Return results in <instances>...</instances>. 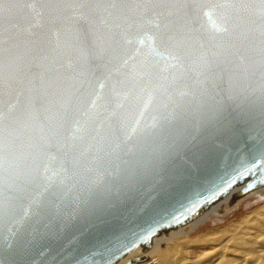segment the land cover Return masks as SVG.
Segmentation results:
<instances>
[{
  "label": "water",
  "instance_id": "obj_1",
  "mask_svg": "<svg viewBox=\"0 0 264 264\" xmlns=\"http://www.w3.org/2000/svg\"><path fill=\"white\" fill-rule=\"evenodd\" d=\"M107 2L26 0L19 11L22 37L37 41L24 61L43 75L26 72L5 98L17 128L0 168V264H115L196 217L254 160L264 168L260 81L241 71L245 19L226 23L218 0H144L128 30L97 7ZM252 180L235 184L239 196L264 186Z\"/></svg>",
  "mask_w": 264,
  "mask_h": 264
},
{
  "label": "snow or ice",
  "instance_id": "obj_2",
  "mask_svg": "<svg viewBox=\"0 0 264 264\" xmlns=\"http://www.w3.org/2000/svg\"><path fill=\"white\" fill-rule=\"evenodd\" d=\"M26 0H0V168L9 165L14 153L15 132L17 121L11 118L5 111V98L20 94L26 72L32 73L33 76H42L39 63L25 62L24 53L36 40H25L22 37V31L19 25V11ZM149 5L140 0H108L107 3L97 5L103 7L109 15L118 14L121 18V26L128 30L135 29L143 22L139 10ZM54 9L58 5H53ZM214 7L220 9L225 16V22L228 23L230 17L241 16L247 23V32L245 40L248 42L246 54L241 56L242 68L246 78H255L260 81L259 91L262 102H264V0H218ZM193 5L186 6V10L191 13ZM81 28L79 31L83 32ZM96 45L90 46L89 56L86 58L83 67L84 74H94V65L98 59ZM179 60V55L177 56ZM176 67V65H173ZM219 121L221 111L216 113ZM256 160L264 162V146L257 153ZM254 166L244 171H237L231 180V183L218 186L213 190L215 195L220 187L224 188L221 195L226 194L235 184L246 180L249 176L253 177L252 186L257 183L264 184V168L254 160ZM208 193H202L201 197ZM219 198V197H217ZM195 206V205H193ZM187 209L182 208L179 213H173L169 217H162L154 226L156 231L149 229L147 239H151L157 231L162 230V225L168 220H179Z\"/></svg>",
  "mask_w": 264,
  "mask_h": 264
},
{
  "label": "bare ground",
  "instance_id": "obj_3",
  "mask_svg": "<svg viewBox=\"0 0 264 264\" xmlns=\"http://www.w3.org/2000/svg\"><path fill=\"white\" fill-rule=\"evenodd\" d=\"M238 189L239 185H236L202 209L193 219L163 230L152 239L151 245H139L115 264H264V203L249 212L240 222L197 238L192 242L194 247L185 241H175L179 237L189 236L212 217L237 206L245 197L264 193V186L241 196L238 195ZM211 243L218 244L215 248L206 249ZM202 247L204 248L199 252Z\"/></svg>",
  "mask_w": 264,
  "mask_h": 264
},
{
  "label": "rangeland",
  "instance_id": "obj_4",
  "mask_svg": "<svg viewBox=\"0 0 264 264\" xmlns=\"http://www.w3.org/2000/svg\"><path fill=\"white\" fill-rule=\"evenodd\" d=\"M264 203V193L262 195L248 196L242 199L237 206H233L225 210L222 214L212 217V219L196 229L187 237H179L176 242H188L191 247H194L192 243L197 238H200L212 231L219 230L222 227L231 225L233 223L240 222L249 212L255 210L256 208L262 206ZM218 243H211L206 246V249L215 248ZM165 249L166 246H163ZM199 248V252L203 249ZM148 262V261H147ZM145 262H135L133 264H143Z\"/></svg>",
  "mask_w": 264,
  "mask_h": 264
}]
</instances>
